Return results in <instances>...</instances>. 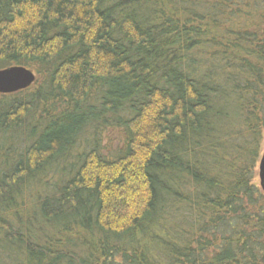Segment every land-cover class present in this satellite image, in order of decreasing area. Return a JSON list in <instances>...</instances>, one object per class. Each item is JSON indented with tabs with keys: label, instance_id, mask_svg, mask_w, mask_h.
I'll return each mask as SVG.
<instances>
[{
	"label": "trees",
	"instance_id": "16d2710c",
	"mask_svg": "<svg viewBox=\"0 0 264 264\" xmlns=\"http://www.w3.org/2000/svg\"><path fill=\"white\" fill-rule=\"evenodd\" d=\"M11 65L0 260L264 264V0H0Z\"/></svg>",
	"mask_w": 264,
	"mask_h": 264
},
{
	"label": "water",
	"instance_id": "95a60500",
	"mask_svg": "<svg viewBox=\"0 0 264 264\" xmlns=\"http://www.w3.org/2000/svg\"><path fill=\"white\" fill-rule=\"evenodd\" d=\"M36 73L24 65H11L0 69V93H13L31 86ZM258 182L264 192V145L258 162Z\"/></svg>",
	"mask_w": 264,
	"mask_h": 264
},
{
	"label": "rangeland",
	"instance_id": "374dc122",
	"mask_svg": "<svg viewBox=\"0 0 264 264\" xmlns=\"http://www.w3.org/2000/svg\"><path fill=\"white\" fill-rule=\"evenodd\" d=\"M262 144L264 145V133H263V142H262ZM262 150H263V146H262ZM258 162H259V161H258ZM257 167H258V164H257ZM256 170H257V171H256L257 174H256L255 179H256L257 182H258V169L256 168ZM6 246H7V245H6ZM6 246H5V247H6ZM0 261H1V262H0L1 264H6L7 261H8V263L10 262V259L7 258V259H6V262H5L4 259H1Z\"/></svg>",
	"mask_w": 264,
	"mask_h": 264
}]
</instances>
